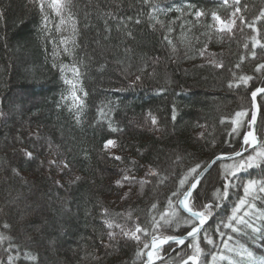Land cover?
<instances>
[{"label":"trees","instance_id":"trees-1","mask_svg":"<svg viewBox=\"0 0 264 264\" xmlns=\"http://www.w3.org/2000/svg\"><path fill=\"white\" fill-rule=\"evenodd\" d=\"M213 13L235 16L231 31ZM261 13L264 0H71L60 15L47 0L43 12L36 0H0V264H144L153 234H187V215L166 224L164 213L170 200L178 208L173 192L242 146L264 87ZM258 107L262 145L264 96ZM255 152L218 163L191 198L219 204L200 264L228 241L264 257L260 233L221 225L244 199L238 215L264 230V158L231 175ZM136 226L147 229L139 241L124 234ZM188 243L164 248L159 264H182Z\"/></svg>","mask_w":264,"mask_h":264},{"label":"snow or ice","instance_id":"snow-or-ice-1","mask_svg":"<svg viewBox=\"0 0 264 264\" xmlns=\"http://www.w3.org/2000/svg\"><path fill=\"white\" fill-rule=\"evenodd\" d=\"M71 2V0H47V6L51 9H53L57 15H60L62 10L67 7V5ZM227 2V0H225ZM36 3L38 4L41 12L44 11L45 8V0H36ZM236 11H239L237 9ZM203 13L198 12L197 16L202 15ZM213 19L217 20L221 23V31L223 30H228L231 31L232 27L235 25V20H230V21H224L221 20V18L216 14L213 13ZM235 15V13L233 14ZM262 16H264V13H261ZM45 21L47 20V16L44 17ZM242 19V18H241ZM61 23H63V20H61ZM247 47V46H246ZM255 54L253 53V56ZM239 65H237L238 67ZM261 69H264V64H260L257 67V71H260ZM73 71H76L75 69ZM252 77H247V76H242L240 77V81L243 83L247 84L249 80H251ZM65 83L72 84V81L66 80ZM73 89L76 88V85L73 84ZM232 85L230 84L229 87ZM82 91V89H81ZM258 93H264V87L256 89L252 93L253 100L255 99L256 95ZM73 99H76V92L75 90L72 91L71 93ZM85 95H87L85 93ZM82 103V102H81ZM245 113L243 112H237L236 116L241 117ZM173 119H175V116H173ZM155 118H153V123H155ZM233 123H237V121H233ZM255 123V115L252 117V124ZM251 126V125H250ZM113 131H116V129H112ZM233 132L236 131V128L234 127L232 129ZM244 143L245 144H252L255 145L257 143V139L255 134L252 131H249L248 134L244 138ZM115 144V141L113 140H108L105 143V148H108L109 146H113ZM31 156V154H28ZM237 156H240L241 153L237 152ZM256 156L258 157H264V144L261 145L260 150L257 151ZM116 159H120V157H115ZM219 159V157H218ZM215 161H213L214 163ZM255 162V157L249 156L247 160H241L237 164H235L232 167L231 175H235L236 172L240 171L241 169L245 167H252L253 163ZM67 166V165H65ZM199 168V165L196 167L192 168L189 170V173L187 175H192L193 173L197 172V169ZM128 177H125L127 179ZM187 179V176L185 179L180 180V185L181 187L184 186L185 180ZM200 183L199 176H197L194 181L190 184V186L183 192V193H177L173 192V196H181L182 198H179L177 200V204L179 205V208L173 207L171 200L169 201V209L170 211L165 212L164 216L168 217V219H165L164 222L170 223L173 218H176L179 216V210L182 209L184 212L188 214V218L184 220L185 224L190 225V230L187 232V237L191 238L188 247L192 249V253L188 255L187 259L182 261V264H200L199 257L202 253V249L200 247V234L202 230H204V225L207 224L209 218L213 214V210L216 207H219L218 203L215 202H208L204 203L201 205L199 208L194 207L190 203V199L192 198L193 191L197 188L198 184ZM256 184V181H249L248 185L245 187L244 192L245 196L247 197L250 195L251 190L254 188V185ZM227 188L228 185L224 186V192L221 194L219 192L216 193V200H220L222 198H226L228 193H227ZM260 191H264V187L260 188ZM246 201L244 199H241L239 203L234 207L232 210V214L226 218V220L221 221V225L223 228L230 229L232 232H241L244 228L251 229L252 233H260L261 238L264 239V230L257 228L253 222L250 221V219H245V217L249 216V212L245 211L242 215H238L240 213L241 208L245 205ZM155 207V205H153ZM250 207H252L250 205ZM162 216V219L164 218ZM264 216V214H262ZM179 223V221H177ZM158 223L154 225V227H158ZM111 227V225H109ZM217 231L220 233L221 236L225 235L223 232H220V228L218 227ZM143 232L145 235L147 234V229H143L140 226H136L134 231H129L125 232L124 234L126 236H130L131 238L139 241L140 237L137 235V233ZM111 236V233L109 234ZM204 239L208 244H213L214 241L213 239L207 235V231L204 230ZM232 237L229 236L228 240H231ZM169 242H173L176 245H183L185 244V237L184 236H174V235H167V236H157L153 234L152 236V242H151V249L148 251L147 258H148V264H154L155 259H159V249L162 247V245L167 244ZM225 248L228 247L227 243H225ZM144 248L147 249L149 248V245L147 243L144 244ZM155 253V255H154ZM145 253L143 252H138L137 255H144ZM240 255H246L247 257H252L253 254L252 252L248 251L246 248H242L240 250ZM220 259H223V257H220ZM216 260V257H213V261ZM229 264H233L232 261H229ZM259 264H264V261H260Z\"/></svg>","mask_w":264,"mask_h":264},{"label":"water","instance_id":"water-1","mask_svg":"<svg viewBox=\"0 0 264 264\" xmlns=\"http://www.w3.org/2000/svg\"><path fill=\"white\" fill-rule=\"evenodd\" d=\"M260 88H262V87H260ZM262 96H264V93H258L257 95H256V97H255V99L253 100V97L251 96V99H252V114H251V120H250V130L249 131H252L254 134H255V136H256V139H257V143L255 144V145H252V144H250L248 147H247V145L244 143V139H243V141H242V146L240 147V149L237 151V152H240L241 153V155L240 156H237L236 155V153L237 152H235V153H232V154H220V155H218V156H216V157H214L211 161H210V163L197 175V176H199V180H200V183L198 184V186H197V188L193 191V194H192V196L194 195V193L199 189V187H200V185H201V183L203 182V180H204V178L206 177V175H208L211 171H212V169L218 164V163H221V162H227V161H234V160H237V159H240V158H242V157H244L245 155H247V154H249L251 151H253L254 149H257V148H259L260 147V144H261V139H260V136L257 134V125H258V119H259V107H258V100H259V98L260 97H262ZM253 115H255V123L254 124H252V117H253ZM249 131H247L246 132V134L244 135V138H245V136L248 134V132ZM218 157H219V159H218ZM213 161H215L214 163H213ZM196 176V177H197ZM194 181V180H193ZM192 181V182H193ZM190 186V185H189ZM180 198H182V197H180ZM191 200V199H190ZM178 208H179V205H178ZM180 211L182 212V213H184L185 215H187L188 216V214L186 213V212H184L182 209H180ZM209 223V220H208V222H207V224ZM207 224H205L204 225V228H205V226L207 225ZM203 231V230H202ZM202 233V232H201ZM184 237H185V244L187 243V242H189L190 241V239L191 238H189V237H187V235L185 234V235H183ZM151 242H152V240H151ZM172 245H176L175 243H173V242H169V243H167V244H164V245H162V247L159 249V251L161 250V249H163V248H166V247H168V246H172ZM184 245V244H183ZM180 246H182V245H177V247H180ZM150 250H152L151 249V243H150V247H149V249H148V251H150ZM173 250H175V249H173ZM147 251V252H148ZM146 252V253H147ZM154 255H155V253H154ZM146 256V262L144 263V264H148V258H147V254L145 255ZM164 260V258L163 257H160L159 259H155V261H154V264H158V263H160L161 261H163Z\"/></svg>","mask_w":264,"mask_h":264},{"label":"rangeland","instance_id":"rangeland-1","mask_svg":"<svg viewBox=\"0 0 264 264\" xmlns=\"http://www.w3.org/2000/svg\"><path fill=\"white\" fill-rule=\"evenodd\" d=\"M219 1L225 3V0H219ZM235 18H236L235 16H231V17L226 18V19L225 18H221V20L230 21V20H235ZM215 26H216V29L218 31H221L220 29H221L222 25H221V23L219 21L215 20ZM223 31H228V30H223ZM76 98H77V100H79V97H76ZM238 120H239V118H236L235 121L238 122ZM246 130L247 131L250 130V122L248 123ZM246 145L248 147L250 144H246ZM260 148H261V145H260L259 148H257L255 150L256 151L255 154L250 155L252 157H255V162H257L258 160L264 158V157L256 156V153H257L258 150H260ZM247 158H245L244 160H247ZM246 168H248V167H246ZM224 245L222 246V252L214 255L216 257L215 261H213V257L214 256L212 257L211 264H229V261H232L233 264H259L260 261H264V257H256L254 254H253L252 257H247L246 255H240L239 254L240 250L242 248H245V247H241L240 245H236L233 242L231 243V241L227 242V245H228L227 248H225ZM220 257H223V259H220Z\"/></svg>","mask_w":264,"mask_h":264},{"label":"flooded vegetation","instance_id":"flooded-vegetation-1","mask_svg":"<svg viewBox=\"0 0 264 264\" xmlns=\"http://www.w3.org/2000/svg\"><path fill=\"white\" fill-rule=\"evenodd\" d=\"M160 254L164 256V248L161 250Z\"/></svg>","mask_w":264,"mask_h":264},{"label":"bare ground","instance_id":"bare-ground-1","mask_svg":"<svg viewBox=\"0 0 264 264\" xmlns=\"http://www.w3.org/2000/svg\"><path fill=\"white\" fill-rule=\"evenodd\" d=\"M251 114H252V113H251ZM169 254H170V253H169ZM169 254H168V255H169ZM168 255H167V256H168Z\"/></svg>","mask_w":264,"mask_h":264}]
</instances>
